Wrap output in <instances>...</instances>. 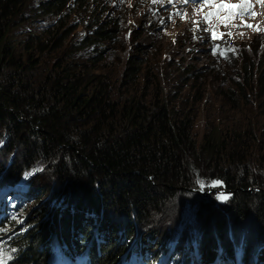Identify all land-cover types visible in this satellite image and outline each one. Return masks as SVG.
Instances as JSON below:
<instances>
[{
	"label": "trees",
	"instance_id": "obj_1",
	"mask_svg": "<svg viewBox=\"0 0 264 264\" xmlns=\"http://www.w3.org/2000/svg\"><path fill=\"white\" fill-rule=\"evenodd\" d=\"M68 3L0 0V134L11 139L5 152L8 167L0 170V194H11L18 184L28 188L24 199L12 205L6 203L7 194L0 197V227L8 222L13 226L8 244L16 250V259L10 264H51L52 243L73 264H159L160 244L145 233L137 239L135 228L153 230L154 217L165 218V203L191 189L195 174L222 181L232 195L226 217L252 213L264 221V180L248 169L244 157L249 145L243 137L255 131L211 130L198 144L191 110L176 108L163 93L138 94L143 62L136 58H129L119 86L106 82L95 68L104 61V43L115 38L116 31L99 26L90 35L72 38L75 29L59 18ZM52 16L58 25L46 26L41 33L25 32L39 18ZM240 64L244 86L236 87L235 97L231 90L223 95L238 108L251 102L264 115V46L256 44ZM253 147L250 151L264 154V140L259 149L256 142ZM17 150L23 151L21 162ZM38 165L45 169L32 183L28 172L34 168L29 167ZM55 180L69 192L48 185ZM40 196L52 202L31 207L24 227H18L15 213ZM211 218L220 221L213 231L226 243L227 219L220 212L198 221ZM123 226L128 231L121 233ZM181 241L169 247L166 258L193 248L190 240ZM147 242L157 247H146ZM167 246L170 239L162 251ZM262 251L254 264H264ZM216 256L217 250L209 248L195 256L194 250L186 254L188 264H196V258L212 264ZM219 256L228 261L226 255ZM242 262L249 264L246 258ZM174 263L172 258L166 262Z\"/></svg>",
	"mask_w": 264,
	"mask_h": 264
},
{
	"label": "rangeland",
	"instance_id": "obj_2",
	"mask_svg": "<svg viewBox=\"0 0 264 264\" xmlns=\"http://www.w3.org/2000/svg\"><path fill=\"white\" fill-rule=\"evenodd\" d=\"M67 1L69 3L59 12V18L67 21L68 28L72 25L70 30L75 29L72 38L90 35L99 26L114 27L116 31L115 38L104 43L102 47L105 52L104 61L95 68L96 75L104 76L107 78L106 82L110 81L119 86V80L129 58L143 62L142 72L138 78L140 84L138 94L147 93L155 96L163 93V97L171 101L176 108H185L186 112L191 110L194 117L193 139L197 140L198 144L205 140L211 130H237L244 134H248V130H254L256 135L253 133L243 137L244 142L249 145L247 149L249 151L244 157L247 159L246 163L249 162L248 169L251 170L252 167L254 175L264 180V154L250 151L254 149V142L257 150L264 140V115L258 112L251 102L248 107L238 108L223 95L226 90H231L234 91L232 97L236 96V87L244 86L240 68L242 58L250 56L256 44H260V49L264 46V0H211L197 4L172 0ZM221 5L236 7L221 10ZM242 10L244 15H240ZM54 23L58 25L57 16L39 18L36 23L26 26L24 30L41 33L42 28ZM222 52L224 55H221ZM188 68H191L190 71ZM131 92L137 93L135 90ZM222 135L224 137L225 134ZM9 147H11L9 135L0 134L2 171H6L8 167L5 166V152ZM17 152L18 161H23V151ZM32 168L33 171L28 174L32 177L33 183L38 173L41 175L45 168L43 165L29 167ZM49 175L53 177L50 172ZM195 175L196 179L191 189L178 193L173 200L165 203L163 207L165 218H161L160 215L154 217L156 227L153 230L147 232L142 227L135 228V232H138L137 239L145 233L154 237L151 239L152 243L158 241L160 244L158 253H163L159 264H166L170 258L175 261L174 264H188L190 260L186 254L194 250L195 256L196 251L200 252L201 249L205 252L206 248L217 250V258L212 264H243L242 258H246L249 264H254L257 261V254L264 249V221H258L252 213L241 218L226 217L232 195L227 192L223 183L219 187H212L211 182L214 180L207 175ZM1 185L0 183V187ZM34 185L36 186V183ZM48 185L54 186L55 191L69 192L63 190V184L59 180L50 181ZM11 190V194L4 196L7 205L24 199L28 193V188L20 184ZM249 190L251 194H255L253 188ZM6 192L3 191L0 197ZM221 194L227 195L228 199H218ZM38 198L34 204L29 201L24 210L22 207V211L15 213L18 227H24L31 207L34 206L36 209L44 203L52 202L47 196ZM214 212H220L221 218L224 216V219H227L226 243L220 241L217 233L213 231L214 227L220 224L218 219L198 221L200 217L202 219L212 217ZM6 217L12 222L11 210L7 211ZM10 224L6 223L3 227L6 230L0 231V260H3V264H10L16 259V250L8 244L13 234V226L9 227ZM120 230L121 233L128 231L125 226ZM153 231L156 232L152 233ZM155 234H159L161 238H156ZM175 234L176 238L173 239ZM135 237L136 234L134 239ZM167 239H170V246L162 251ZM187 239L193 246L189 252L174 251L166 258L169 247L177 242L183 243L181 240ZM50 245L51 264H71L69 257L64 255L56 243ZM153 246L157 247L155 244L146 243V247ZM177 252H180V255L175 258ZM219 253L226 255L228 261H223ZM232 256L233 259H230ZM135 258V255L131 254V259ZM196 264H201L198 258Z\"/></svg>",
	"mask_w": 264,
	"mask_h": 264
},
{
	"label": "snow or ice",
	"instance_id": "obj_3",
	"mask_svg": "<svg viewBox=\"0 0 264 264\" xmlns=\"http://www.w3.org/2000/svg\"><path fill=\"white\" fill-rule=\"evenodd\" d=\"M153 2H157V0H153ZM230 7H236V6H234V5H221V10H223V8H230ZM240 7H241V9H243V5H241ZM244 14L245 13L242 10L240 12V15H244ZM205 19L207 20L208 17H205ZM249 27H251V26L249 25ZM213 38H215V33H213ZM213 54H215V49L213 50ZM221 55H224V53L222 52ZM221 185H222V181H220V180H215V181H212L211 182V186L212 187H219ZM201 187H203V183L202 182H201ZM218 199L227 200L228 199V196L227 195H224V194H221L220 196H218ZM13 219H15V218L13 217ZM5 230L6 229L0 227V231H5ZM8 259H11V257H8ZM0 264H3V260H0Z\"/></svg>",
	"mask_w": 264,
	"mask_h": 264
}]
</instances>
